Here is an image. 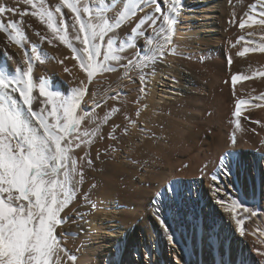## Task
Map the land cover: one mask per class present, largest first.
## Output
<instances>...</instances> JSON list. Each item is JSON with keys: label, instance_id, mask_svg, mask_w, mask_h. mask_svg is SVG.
<instances>
[{"label": "bare ground", "instance_id": "obj_1", "mask_svg": "<svg viewBox=\"0 0 264 264\" xmlns=\"http://www.w3.org/2000/svg\"><path fill=\"white\" fill-rule=\"evenodd\" d=\"M257 1L259 2V0H179V13L176 16L175 31L172 38L173 42L166 50V54L162 60H158L155 64L149 63V66L145 68L137 67L140 60L136 58L140 56L142 50L145 55H148L149 52L144 36L131 37L133 46L125 47L124 51L118 54L124 58L120 61L121 65L126 64L129 59L133 60V64L128 69H125L124 67L118 66L115 62H112L113 66L117 67V71L97 74L92 78L91 83L88 82L86 73L81 70L78 61L73 59L71 48L54 39L46 26L41 24L35 17L27 15L21 18L18 14H6L3 18L5 23L9 20L17 21L22 32L25 34V40L23 42L24 46L20 47L17 44L8 41L6 34L0 32V71L6 72L9 75H14L17 68H26L27 65H25L23 61L25 59V49H28V55L32 57L34 83L38 84V79L42 78L36 71L37 67L43 71H48L51 76L50 78L52 79L56 78L57 74L60 75L61 79L65 78L68 81V86L70 84V90H67L64 87L62 88L60 85L58 88L56 87V89L63 93L65 97H70L73 89L78 87L83 86L86 89V94L81 103V109L86 110L88 115L82 121L79 131L82 133L87 130L89 132H94L95 135L92 137L93 143L89 147L76 149L73 155L79 160L80 157L85 156L87 153V158H90L92 163L91 165H88L85 161H81L84 165L85 171L84 183L78 186L70 206L61 213L65 223L56 230V234L61 241V246L65 247L64 249L67 250L68 254L70 252V247L72 248V246H76L80 243L82 244L83 242V257L79 260L80 262L78 261L79 263H77L69 261L67 256L62 253L61 256L63 259L61 264H101L104 261L105 264H125V259L127 264H142L144 260L147 264H153L154 262L152 263V259H155V264H164V258L170 256L171 258H175L178 264H222L220 248H223L225 264H264V256L260 255L261 252H264V212H261L255 222L253 221V226H255V223H258L261 229V235L259 233L260 236H258L259 238L257 237V240H253L256 243L255 246L251 240H247L241 236L240 229H237L235 232V227L223 231L225 240L223 245H220V239L221 241L223 239L222 236L220 237L219 235L220 232L217 233L216 238L218 226L220 225L221 227L224 225V228H228V226L226 227V225L222 223V221H224L222 219V217H224L222 213L216 214L217 210L214 207L212 209L209 203L207 204L205 211L208 213V217L211 216L210 218H212V213L214 212L213 215L216 218L215 226H211L212 229L210 228L208 231L209 239L205 238L204 234L200 237L198 235L199 229L197 227L193 239L190 238L189 235L186 238L184 230H182L185 237L184 243L182 238L170 228V232L174 235L175 240V243H172L168 239L169 233H166L164 229L156 231V222H158V219L156 221L157 215L165 219L168 217V208L167 210H164V214H161V211L157 213L156 209L160 208L162 210L164 209V205L163 203H160L159 200H153L152 197H148V191H151L150 188L147 190V186L143 184L136 187L132 185V181L134 182V168L141 163L140 158H143L140 156L152 155L153 157L154 153L152 152L156 149L153 148L160 147L163 144L161 140V143H158L155 140V142L160 145L154 146L153 144V147L151 138L144 139L145 137H143V135L146 133V130L148 131V126L151 125V123H149L151 120L148 121L147 119H155V121L161 125L166 121L168 122V117L166 116L168 114H171V116L179 115L180 117V114L185 112L183 109H186L185 107L188 106L185 105L186 100L188 102L187 98H189V96L191 97L192 91H196V85L201 86L200 91L205 90L202 86L206 85V81L204 82L205 76L207 77L208 75L209 77L214 78L215 81L218 80V76H225L227 85H229V81H232L233 75L240 74L242 77H248L247 79L242 78L238 80L240 89L236 94L233 93L232 95L234 104L238 101L245 102L244 105H241V108L243 109L242 112H244L246 106L251 104V102L245 101L248 100L247 97H245L247 96V93L251 94L250 92H254L255 90V92L264 91V25L254 23L249 27L246 23L244 28L240 27L242 18L246 20L249 15H251L252 18H255V20L257 19V21L258 19H261V16L258 18V12L264 9L261 8L260 2L258 3ZM139 2L143 5V0H139ZM0 3L10 6H18L21 11L25 9L29 12L31 11L29 5H16L15 0H0ZM44 3L50 10L55 11V7L59 4V0H44ZM170 3L171 0H169V4ZM126 4L127 0H110V2L109 0H81L82 7L86 5L91 8L93 15H95L97 11H100L101 15L108 19L109 22L114 21L119 15V12L124 10ZM161 4L166 11L167 5L163 4V0H161ZM253 5L256 6L255 11L252 8ZM145 11H151V9H145ZM62 13L64 14L66 23L69 25V40L74 47L78 49L82 48V45L75 40L76 32L71 27L74 22L72 14L68 12L66 8L62 9ZM144 14V12H138L136 17L132 18L131 23H124L118 30L110 33V35L120 43L126 44L130 38L132 27H134L135 23L138 22ZM59 15L60 14H57L58 18ZM146 35L152 36V30L147 29ZM42 37H46V39H41ZM106 40L107 37L105 38V49ZM49 41H51V43H49ZM224 45H226V48ZM33 47H35L36 52L31 51ZM245 47H247L249 51L243 56H240L238 53L242 52ZM36 55L41 56L43 63L35 60ZM200 55H202L201 58H210L208 63L203 67L201 64L197 63L201 60L199 57ZM226 57H228V60L229 58L231 59V65H226ZM222 58L223 61L221 60ZM126 71L127 75H125ZM144 74H148L147 86L146 91L142 93L137 85L141 86L140 76ZM48 85L53 84L48 82ZM160 87L162 89H160ZM242 88H247V90H243ZM226 91L229 94L231 93L229 90ZM244 93H246V95ZM117 94L118 98L109 99L110 96H117ZM33 95L36 97V99H34L33 109L39 111L41 100L43 98L39 97L38 88L34 91ZM126 95H129V97ZM139 96H141V100L137 101ZM199 99L197 98V100ZM219 102L221 103V100H219ZM192 103H190V105H192ZM98 104L99 106H97ZM187 104H189V102ZM201 104L202 102L200 104L198 103V105ZM216 104L211 105V107H215ZM143 106H145V109H142ZM216 107V119L218 121L220 119L223 120V111L226 106L224 107L220 104ZM113 108L118 109V111L113 113ZM140 109L141 111L139 112ZM156 111H160L158 116L155 115ZM261 112H264V110L259 113L257 112L258 114L251 112L252 114L245 116L257 119V116H259ZM187 113H185V116H187ZM79 114L84 115V111H81ZM105 116L108 117L106 123L103 122ZM133 121L136 123L131 124ZM171 121H169V123ZM174 121L171 123L172 125H176ZM157 122L155 123L158 124ZM174 127L176 126H172V128ZM201 127H203V125ZM157 129L158 127L156 128V131ZM110 134H114L116 138L111 140V138H109ZM194 136L196 135L194 134ZM241 137L242 136L238 139V144L242 143H240ZM116 139L117 143H121L120 145L122 148L124 147V149L127 150L131 149L130 155L133 153L137 158L132 155L131 157L128 156V159L129 157H133L135 160H140L138 164H133L132 161L131 163L134 166H131L130 163L125 162L127 160H123L121 157L117 156L120 153L115 152L117 153L115 156L112 154L114 153L115 148L113 145L116 144ZM220 140L222 142H220ZM220 140L216 141L215 139L214 142L212 140L210 149H207L205 153H201V151L198 152L199 150H197V146L194 144L192 145L193 148L191 147L194 151H197L195 154V160L200 161L197 162V164L201 163L199 167H201L203 171L201 169L200 171L204 172L202 174L207 175L206 177L203 175L202 179H205L207 183V193L209 191L212 195H214L213 192L216 190L215 184H217V182L212 179L213 175L219 176L218 181L221 180L220 187L228 184L232 185V182L233 184H237V179H231L232 182L230 183L228 182V179L233 176L235 177L234 170L236 165L242 166L241 164H246L249 155L246 152L249 146L247 145V147L245 145L240 147L242 146L241 144L237 145V147L239 146L238 148L236 147L237 156L232 158L230 156V149H233V146L230 147L228 146V143H224L225 139ZM183 142H185V140ZM183 142L180 141L179 143L183 144ZM189 144L190 143L187 145L186 143L185 147L189 146L190 148L191 145ZM163 146L164 145H162V147ZM181 147H183V145ZM164 148L165 147H163V149ZM173 148L174 147L171 149L172 151L176 149ZM121 150L122 149L119 146L117 151L121 152ZM169 151L166 150V152ZM211 151L212 154L210 153ZM127 153L129 154V152ZM224 153L229 154L226 163L227 165H231V174L222 176L219 171H216V168H220V166H217V162H220L219 158L221 159V157L224 156ZM166 154L162 155L165 157ZM202 154V158H197V156ZM231 155H235V153L232 152ZM166 157L164 162L168 163V160L171 158L168 156ZM190 161L193 162L191 159ZM258 161L261 160L255 157L254 164L251 166L256 178H258ZM164 162L162 164H164ZM177 163H168L170 165L169 168L172 169L176 165L175 169L177 172H181L185 167L184 161L183 163L181 162V164L180 162L179 164ZM262 164L264 166V162ZM191 165H193V163ZM193 167H191V170ZM245 169H249L245 176L249 180L250 166L246 167L245 165ZM136 172V174H138V171ZM142 175L140 176L142 177ZM180 175L175 176L173 173V176H171V178L174 176L178 178V182L181 180V185L177 186L178 191L183 189L184 184ZM238 177H240L241 180L245 179L243 178L242 173L237 175V178ZM169 180L171 179L169 178ZM135 184L137 185V183ZM188 185L189 188L187 191L190 192V183H188ZM132 187L135 188L132 189ZM131 189L132 192H129ZM169 190H171L175 202L178 203L176 185L173 186V184H170ZM202 190L204 191V187H202L201 180H199L193 197L199 198V193L202 192ZM85 194H87L88 203L85 202ZM117 194H120L119 196H125V199L118 198L117 200L114 198L115 196H118ZM101 197H103V202L99 200ZM160 200L164 202V199ZM188 200L191 205H193V211H195L197 221L199 222V207L196 206V204L194 205L195 201L192 196L189 197ZM253 203H257V200ZM148 204H151L149 210H151L152 216H150L149 210H143L148 207ZM186 213L187 216L190 217V205ZM80 214H83V220L82 216L81 219L77 217L80 216ZM101 216L106 219V222L101 220ZM141 217H143L142 220H140ZM180 217L181 214L178 213V218ZM260 222L262 224H260ZM256 231L259 232V229H256ZM65 233L69 236L70 234L75 237L79 234V236L77 239H74L68 237ZM164 235H166L165 238ZM106 239L107 242L104 243ZM156 239H158V242H156ZM204 239L206 243L209 244L208 248L210 249V255L209 258H207V261H204V258L202 260L201 251ZM92 240L93 243L90 245L88 242ZM140 242H143L142 246H140ZM149 242H151L152 247L146 246V243L148 244ZM193 248L197 250L196 254L195 251H193ZM94 253L96 255L95 257ZM168 261L171 262V259L168 258Z\"/></svg>", "mask_w": 264, "mask_h": 264}, {"label": "snow or ice", "instance_id": "obj_2", "mask_svg": "<svg viewBox=\"0 0 264 264\" xmlns=\"http://www.w3.org/2000/svg\"><path fill=\"white\" fill-rule=\"evenodd\" d=\"M259 2L264 9V0ZM15 3L29 5L31 11H21L18 6L0 3V32L6 34L8 41L23 47L25 34L17 21L4 22L6 14H18L21 18L27 15L35 17L46 26L54 39L71 48L73 59L78 61L89 83L97 74L117 71L112 62L125 69L133 64V60L129 59L121 65L120 61L124 58L118 54L125 47L133 46L131 37L144 36L149 52L145 55L142 50L136 58L140 60L137 67L145 68L149 63L162 60L173 42L179 13V0H171L170 4L169 0H163V4L167 5L166 11L161 0H143V5L139 0H127L124 10L113 22H109L100 11L93 15L91 8L86 5L82 7L81 0H59L55 11L46 7L44 0H15ZM65 8L72 14L74 22L71 27L76 32L75 40L82 48L74 47L69 40V25L62 13ZM252 8L256 10L255 5ZM138 12L145 14L132 27L126 44L110 35L124 23H131ZM57 14H60L59 18ZM258 15L264 17V10H260ZM246 23L249 27L254 23L264 25V19L257 21L249 15L246 20L242 18L240 27L244 28ZM147 29L152 30V36L146 35ZM31 51L36 52L35 47ZM248 51L245 47L238 54L243 56ZM35 60L43 63L40 55H36ZM228 62L231 65L230 58ZM23 63L27 67L17 68L14 75L0 71V264H61L62 253L69 261L74 259L61 246L56 234L57 228L65 223L61 213L70 206L78 186L84 183L85 171L81 161L88 165L92 163L87 153L79 160L73 153L81 147H89L95 133L79 131L88 115L86 110L81 109L86 94L83 86L73 89L70 97L62 96L52 90L46 80L34 83L32 57L28 55V49H25ZM147 75L140 76L142 93L146 91ZM242 78L248 77L233 75V84ZM37 88L39 97L43 98L39 111L33 109L36 99L33 93ZM116 98L118 94L109 97ZM244 103L238 101L234 116L239 117ZM81 111H84V115L79 114ZM116 111L118 109H112L113 113ZM107 120L105 116L103 122ZM109 138L116 137L110 134ZM228 155L220 159V171L224 175L231 174L226 163ZM212 179L218 181L219 176L213 175ZM216 190L220 191L219 188ZM85 202H89L87 194ZM156 211L159 213L161 209L157 208ZM157 219L164 231L169 233V241L175 243L166 221L159 215ZM260 255L264 256V252Z\"/></svg>", "mask_w": 264, "mask_h": 264}, {"label": "rangeland", "instance_id": "obj_3", "mask_svg": "<svg viewBox=\"0 0 264 264\" xmlns=\"http://www.w3.org/2000/svg\"><path fill=\"white\" fill-rule=\"evenodd\" d=\"M258 18H260V16ZM253 19L255 20V18H253ZM261 19H264V17H261ZM258 20H260V19H258ZM224 46L226 48V45H224ZM199 57L201 58L202 55H200ZM208 60H210L209 57L201 58V60H199V62H197V63L201 64V66L203 67L208 63ZM221 60L223 61V58ZM225 60H226V65L228 66V64H229L228 57H226ZM38 69H40V68L36 67V71L39 73L38 75L42 78L44 77L43 79H45V80H47V82L53 84V85H49V87L52 90L60 93L62 96H65V95L63 93L59 92L56 89V87L58 88V86L60 85L62 88L64 87L67 90H70V84L68 86V81L65 78L61 79L60 75L56 74V76L58 78L56 77V78L52 79V78H50L51 76L49 75L48 71H43L42 69H40V70H38ZM42 78H39L38 82ZM217 78H218V80L215 81L214 78L209 77L208 75H207V77L205 76L204 82L206 81L205 82L206 85H202L203 89H205L204 91H200L201 86L196 85L197 86V87H195L196 91L195 92L192 91L191 97L189 96L190 99L187 98L189 104H187L188 102L186 100L185 105H188L189 107L187 106L188 107L187 108L184 105V107L187 110L183 109L185 112L184 113L182 112L183 114L181 113L180 117H179V115L178 116H176V115L171 116V114H168V115H166L168 117L167 118L168 122L166 121L161 125H159V123L157 121H155V119H152V118L147 119L148 121L151 120L149 123H151V125L153 123V125H152L153 127L150 125L152 128L150 126H148L149 128H148V131L146 130V133L141 132V133H145L143 135V137H145L144 139L151 138L152 146H153V144H154V146L160 145L158 143L159 142L161 143V141H162V143H163L162 145H164L163 147H165L163 149L162 145L160 147H154L153 146L154 147L153 149L158 148L157 150L155 149V151L153 150V152H152V153H154L153 157H152V155L140 156V157L145 158V159L140 158L141 163L143 162L141 164V163H139L140 160L138 161V160H135V158L133 159L134 156L137 158L136 155H133V153H131V155H130L131 149L127 150V149H124V147L122 148V146L120 145L121 143L120 144L117 143V139L115 140L116 144L113 145V147L115 149L113 148L114 153H112V154H114V156H115V154L120 153L117 156L121 157L123 160H127L125 162L130 163L131 166H134V165H132V163L133 164H138V163L140 164V165L138 164L134 168L135 169L134 176H133L134 182L132 181V185L136 187L138 185L140 186L141 184H143V185L147 186V190L150 188L151 191H148L149 192L148 197H152L153 200H159L160 203H163V205H164V209H162L163 212L161 210V214H164V210H167V208H168V210H169L168 217H166L164 220L166 221L169 229L172 228V230L176 234H178V236H180V238H182L184 243H185V237L183 235L182 230H184L186 238L189 235V237L193 239L194 233L196 232L197 227L199 229L198 235L201 237L204 234L205 238L209 239L208 231L210 228L212 229L211 226H215V223H216V221H215L216 218L213 215L214 212L212 213V218H210L211 216L208 217V215H207L208 213L205 211V208L207 207V204L209 203L211 205L212 209L214 207L217 210L216 214L222 213V215L224 216V217H222V219L224 220V221H222V223L225 224L226 227L228 226V228H224V225H222L221 227H220V225L218 226V229L216 232V238H217V233L220 232L219 235H220V237L222 236V239H223L222 241L220 239V245H223V242L225 240L224 239L225 235H224L223 231H226L229 228L233 229V227H235L234 228L235 232L237 231V229H240V234H241V229H243V234H241V236L243 238H246L247 240H251L255 246L256 243L253 240H257V237L261 235V231H260L261 229H260V225L258 223H255V226H253V224L256 221V218L259 217L261 212H264V168H263L264 166L262 164L264 162V156H263V154H264V137H263L264 136V114L263 113L264 112H261L259 116L256 115L257 119H255V118L253 119L250 117L248 118L246 116L250 115L252 113L258 114L260 111L264 110V91L255 92L256 90L254 89L255 91L254 92L251 91L250 92L251 94L247 93V96H245V97H247L248 100H245V101L251 102V104L246 106L245 107L246 109L244 108L245 109L244 112H242L243 109L241 108V113H240L239 117H236V116H234V113L236 110V105L238 103L237 102L238 99L236 100L237 103L234 104V102H233L234 99L232 98V95H233V93L236 94V92L239 91V89H240L239 81H236L235 85L233 84V81H229V85H227V82H226L227 80L225 79V76H218ZM236 85H238V86H236ZM137 86H139V90H140L141 86L140 85H137ZM160 89H162V88L160 87ZM242 89L244 90L245 88H242ZM226 90H229V92H231V93L229 94ZM245 90H247V88ZM249 90H250V88H249ZM244 94L246 95V93H244ZM126 96L129 97V95H126ZM196 96L198 99L200 97L201 98L199 100H197ZM202 97H203V100H202ZM139 100H141V96L138 97L137 101H139ZM189 100H191V101H189ZM215 100H216L217 104H216ZM219 100H221V103L219 102ZM195 101L197 104L195 103ZM201 102H202V104L198 105V103L200 104ZM190 103H192V105H190ZM215 104H216V106L220 105V104L223 105L224 107L226 106L224 111H223V116H224L223 120L224 121L222 119H220L219 121L216 119L215 115L217 112V107L216 106L211 107V105H215ZM193 105H194V107H193ZM196 105H197V107H196ZM227 108H228V110H227ZM247 108H249V109H247ZM253 108H254V110H253ZM142 109H145V106H143ZM214 109H215V111H214ZM140 111H141V109L139 110V112ZM187 111H188V113H187ZM185 113H187L186 114L187 116H185ZM159 114H160V111H156L155 115L158 116ZM182 115H184L185 117ZM156 116H154V117H156ZM171 120H173L176 125H172L171 123H173V121H171ZM154 121L157 122L158 124H156ZM169 121H171V122L169 123ZM237 122H239V127H237ZM135 123H136L135 121L131 122V124H135ZM189 124H190V126H189ZM154 125H155V127H154ZM167 125H168V127H167ZM171 125L176 126V127L172 128ZM202 125H203V127H201ZM157 127H158L157 131L159 130V128L161 130V131L160 130L158 131L159 134L156 131ZM178 129H179V131H178ZM201 129H204V130H201ZM149 130H151V131H149ZM192 133H193V135H192ZM194 134L196 136H194ZM192 136H193L194 140L192 139ZM240 136H242L240 138L241 139L240 143L242 142L241 143L242 146H240V147L248 145L249 147L248 146L247 147L249 149L247 147H245V148H247L246 152L249 155H248V161H246V164L243 163V164H241L242 166L236 165L235 170H234L235 171V177L233 176V177L229 178L230 180L228 179L229 183L232 182L231 179H233V178L237 179V184H233V182H232V185L228 184V185H224L223 187H220L221 180L216 181L217 182V184H215L216 189L219 186L220 191L215 190L213 192L214 195H212V193L209 191L207 193V190H208L207 183H206L205 179H202L203 175L205 177L207 175L202 174V173H204V172H202L203 169H201V167H199L201 163L197 164V162H200V161L195 160V158H196L195 154L197 151L196 150L194 151L192 149L193 148L192 145L194 144L195 146H197L196 148H197V150H199L198 152L201 151V153H205L207 151V149L208 150L210 149L212 140L214 142L215 139H216V141L217 140L219 141L220 139H222V140L225 139L224 143H228V146H230V147L233 146V149H230V156L233 158V157L237 156L236 152H237V148L239 147V146L237 147V145H241V144H238V139ZM233 137H235V141H236L235 143H233ZM111 140H113V139H111ZM155 140L158 143L155 142ZM182 140L183 141L185 140L187 145H188V143H190L189 144V145H191L190 148H189V146L185 147L186 143L183 142ZM115 141H114V143H115ZM139 141H141V140H139ZM180 141L183 142V144L181 143L183 145V147H181L182 145L179 143ZM220 142H222V141L220 140ZM246 142H247V144H246ZM115 145L118 147H116ZM119 146L122 149L121 152L117 151ZM170 146H171V148H170ZM176 146H178L179 148ZM172 147H174L173 149L176 148L177 151H176V149L172 151L171 150ZM159 148H161L162 150ZM165 149L167 151H169V150L170 151L166 152ZM123 151L126 153H124ZM115 152H117V153H115ZM127 152H129V154ZM157 152L159 155L157 154ZM232 152H234L235 155H231ZM152 153H149V154H152ZM210 153L212 154V151ZM162 154H166V156L171 158L170 160H168V163L176 164L178 162L177 164H179V162H180V164H181V162L183 163V161H184V166L186 168L184 167V169L181 172H177V170L175 169L176 165L175 166L173 165L174 167L172 169L169 168L170 165L168 163L164 162L166 156L164 157V155H162ZM225 154L226 153H224L223 155L225 156ZM132 155H133V157L130 158ZM128 156H130L129 157L130 160L128 159ZM202 156H203V154L200 156H197V158L198 157L202 158ZM255 157L258 158L259 160H261V161L257 162L258 178L255 177L254 171H253V169H251L252 168L251 166L254 164ZM192 158H194V159H192ZM190 159L193 160V162L190 161ZM144 160H145V163H144ZM174 160H176V161H174ZM219 160H220V158H219ZM188 161H190V162H188ZM194 161H196V162H194ZM163 162H164V164H162ZM191 162L193 163L194 167H196V168H194L193 165H191L192 164ZM194 163H196L197 166ZM219 163L220 162L218 161L217 166H220ZM157 165H159V166H157ZM161 165H163V166H161ZM245 165H246V167L250 166V179H249L250 181L245 177L247 174V170H249V169H245ZM227 166L229 168H231L230 164ZM191 167H193L192 168L193 171L191 170ZM136 169H138V170H136ZM197 169H198V171H197ZM200 169L202 171H200ZM136 171H138V174H136L137 173ZM216 171L217 172L219 171L220 175L224 176V174L221 173L219 167H218V169L216 168ZM259 172H260V174H259ZM173 173L175 174V176L182 174V175H180V177H182L181 179L184 182V184H183V189H181L179 191L177 190L178 189L177 186L181 185L180 184L181 180H180V182H178L179 179L176 178L175 176L171 178V176H173ZM177 173H179V174H177ZM240 173L243 174V178H245L244 180H241L240 177L237 178V175H240ZM135 174H136V176H135ZM139 174L140 175L145 174V175H142V177H141ZM145 176L147 179L145 178ZM156 176H158V177H156ZM162 177H164V178H162ZM169 178L171 180H169ZM199 180H201V185H202V187H204V191L202 190V192L199 193L200 194L199 198H195L193 196L196 192V188H197V184H198ZM135 183H137V185ZM188 183H190V189H191L190 192L187 191L189 188ZM170 184H173V186L176 185V192H178V194H177L178 203L175 202V199L172 196V192H171V190H169ZM159 185H160V187H159ZM135 187H132V189H134ZM257 188H258V191H257ZM132 189L129 192H132ZM120 194H123V193H120ZM120 194H117L118 196H115L114 198H116L117 200H118V198L125 199L124 198L125 196H123V195L119 196ZM191 196L195 201L194 205L196 204V206L199 207V211H198L199 212L198 215L200 217L199 222L197 221V215L195 214V211H193V205H191V203L188 200L189 197H191ZM213 197H215V198H213ZM102 198L103 197H101L99 200L102 201ZM160 199H164V202ZM256 200H257V203H253V202H256ZM218 201H222V203H218ZM112 202H115V201H112ZM227 204H229V205H227ZM189 205H190V213H189L190 217L187 216V213H186ZM150 208H151V204H148V207L146 209H143V210L148 211ZM245 208H247V211H245ZM84 213H86V212H84ZM178 213L181 214L180 218H178ZM149 214H150V216H152L151 210H149ZM81 216H82V220H83V214L82 215L80 214V216H77V217L79 219H81ZM101 218H102L101 220L103 222H106V219H104L103 216H101ZM142 218L143 217H141L140 220H142ZM217 220H218V216H217ZM156 221H157V217H156ZM210 221H211V223H210ZM261 222H260V224L263 223V222L262 223ZM156 223H157L156 231H161V229H163V227L161 226L159 220ZM255 227H256V229H259V232L256 231ZM259 233H260V235H259ZM78 236H79V234H77V237ZM68 237H72L74 239H77V237L72 236L71 234H70V236L68 235ZM156 237H157V234H156ZM165 237H166V235H164V238ZM106 242H107V239L104 241V243H106ZM156 242H158V239H156ZM88 243H90V245H91V243H93V240L88 242ZM77 245L72 246V248L70 247L69 254L72 257H74V259H72L71 261L79 263L80 262L79 260H81L83 257V253H82L83 252V247H82L83 242H82V244L80 243ZM142 245H143V242H140V246H142ZM146 246H151V242H149L148 244L146 243ZM208 246H209V244H207L205 239H204V241L202 243V251H201L202 252V260L204 258V261H207V258H209V255H210L209 254L210 249L208 248ZM113 247H115V246H113ZM63 248H65V247H63ZM193 251H195V254H196L197 250L195 248H193ZM220 252H221V262H222V264H225L223 248H220ZM81 253H82V256H81ZM95 256L96 255L94 253V257ZM168 258L171 259V262L168 261ZM152 260H153L152 263L154 262L153 264H155V259H152ZM93 264H95V263H93ZM101 264H105V261L102 262ZM125 264H127L126 259H125ZM142 264H147V263H145V260H144ZM164 264H178V263L176 262L175 258H171V256H170V257L164 258Z\"/></svg>", "mask_w": 264, "mask_h": 264}]
</instances>
